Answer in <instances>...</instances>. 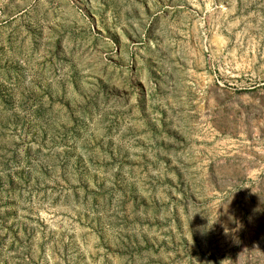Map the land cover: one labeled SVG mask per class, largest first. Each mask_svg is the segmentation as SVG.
<instances>
[{
    "label": "rangeland",
    "instance_id": "obj_1",
    "mask_svg": "<svg viewBox=\"0 0 264 264\" xmlns=\"http://www.w3.org/2000/svg\"><path fill=\"white\" fill-rule=\"evenodd\" d=\"M0 264H264V0H0Z\"/></svg>",
    "mask_w": 264,
    "mask_h": 264
},
{
    "label": "clouds",
    "instance_id": "obj_2",
    "mask_svg": "<svg viewBox=\"0 0 264 264\" xmlns=\"http://www.w3.org/2000/svg\"><path fill=\"white\" fill-rule=\"evenodd\" d=\"M225 234L227 235L226 231H225Z\"/></svg>",
    "mask_w": 264,
    "mask_h": 264
}]
</instances>
